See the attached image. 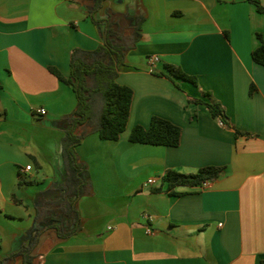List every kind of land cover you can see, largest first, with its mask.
Instances as JSON below:
<instances>
[{"label":"crops","instance_id":"0c3cea01","mask_svg":"<svg viewBox=\"0 0 264 264\" xmlns=\"http://www.w3.org/2000/svg\"><path fill=\"white\" fill-rule=\"evenodd\" d=\"M91 8L90 0H0V264H22L9 255L37 233L38 264H260L264 65L251 51L257 33L264 39V13L247 0H104ZM108 8L131 24L143 17L116 77L133 89L130 114L119 139L92 132L77 145L90 183L76 203L80 229L62 238L52 225H74L66 216L54 221L53 201L65 196L59 141L77 99L50 68L67 77L73 48L103 42L104 24L95 20ZM150 55L159 56L153 67ZM168 63L197 82L161 74ZM209 101L220 103L223 119ZM153 116L181 127L178 145L129 140L131 128ZM208 165L222 170L206 187L151 190L166 169Z\"/></svg>","mask_w":264,"mask_h":264},{"label":"trees","instance_id":"16d2710c","mask_svg":"<svg viewBox=\"0 0 264 264\" xmlns=\"http://www.w3.org/2000/svg\"><path fill=\"white\" fill-rule=\"evenodd\" d=\"M91 13L100 9L104 0H90ZM255 5L257 11L264 13L261 0H247ZM141 15L131 24L127 14L107 9V15L102 20L104 24L103 42L94 49L73 48L70 53V71L67 77L55 68H50L60 80L69 85L75 93L77 102L75 108L65 115L68 128L60 138V150L63 157L66 177L61 185L65 196L58 197L53 203L57 206L58 216H66L73 223L70 230H63L59 223L52 225L59 237H68L80 229V213L76 206L77 199L84 195L90 183L87 165L76 153V147L92 132H97L101 139L117 140L125 130L130 114L133 89L117 82L119 67L124 63L126 53L135 46L141 36ZM259 44L251 51L252 59L264 65V39L257 33ZM166 76L179 77L196 83L194 75L186 73L181 67L166 64ZM252 88L250 89V93ZM197 101L202 102L198 99ZM211 114L223 119V108L216 101L206 102ZM181 127L172 121L153 116L150 124L145 127L135 125L129 133L133 142L176 146L180 142ZM222 167L208 165L196 172L185 173L175 169H166L161 185L153 187L154 192L163 189L172 192L176 186H202L205 181H212L219 176ZM20 183V182H19ZM37 236L27 245L12 252L9 257L21 256L22 264H38L32 254ZM260 264H264V258Z\"/></svg>","mask_w":264,"mask_h":264},{"label":"built area","instance_id":"2783aa9c","mask_svg":"<svg viewBox=\"0 0 264 264\" xmlns=\"http://www.w3.org/2000/svg\"><path fill=\"white\" fill-rule=\"evenodd\" d=\"M159 61V56L158 55H150L148 57V64L150 65V67H153L157 62ZM37 113L40 114H44L46 111L43 107H39L36 109ZM220 123H222V121H220ZM31 168V165H26L25 169L29 170ZM154 178L150 177L148 178L146 181L143 182V187H146L148 185H150L151 183L154 182ZM209 181H205L201 187H206L208 185ZM145 218L147 219V226H146V231L148 233H154V229L151 227V225L149 224L152 220L153 217L152 215L148 214V213H144Z\"/></svg>","mask_w":264,"mask_h":264}]
</instances>
